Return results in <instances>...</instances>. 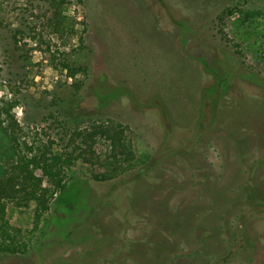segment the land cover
I'll return each instance as SVG.
<instances>
[{"label":"rangeland","instance_id":"374dc122","mask_svg":"<svg viewBox=\"0 0 264 264\" xmlns=\"http://www.w3.org/2000/svg\"><path fill=\"white\" fill-rule=\"evenodd\" d=\"M43 14L0 0V100L22 151L66 155L74 132L117 122L133 159L99 135L39 221L34 202L6 203L27 248L0 264H264V0H84L57 27ZM47 44L87 66L78 93Z\"/></svg>","mask_w":264,"mask_h":264},{"label":"trees","instance_id":"16d2710c","mask_svg":"<svg viewBox=\"0 0 264 264\" xmlns=\"http://www.w3.org/2000/svg\"><path fill=\"white\" fill-rule=\"evenodd\" d=\"M46 6L51 17L46 14L47 25L58 26L53 20L58 14V9L64 4L75 2L84 4V0H29ZM42 16V15H41ZM22 27L12 30V39L18 42L20 35H24ZM37 36H40L37 33ZM35 39V37H33ZM85 50L82 37L78 47ZM49 65L59 72H63L70 81L63 83V87L73 88V93L83 87V80L77 76L87 74V66L78 58H72L70 52L54 49L47 44ZM69 85V86H68ZM14 104L10 101L0 100V251L17 253L26 250L27 245L21 231L9 225L5 213L6 203L14 202L17 205H25L34 202V217L39 221L50 207L53 199L63 193L68 185L69 179L66 166L73 164L77 158L87 160L86 155L93 153L94 142L97 136H104L111 149L110 159L129 163L133 159V152L129 141L125 136L124 127L120 123L106 122L100 125H92L91 128L74 132V136L81 139L80 145H75L71 152L61 155L44 147L38 154L26 155L21 149L20 135L23 127L17 123L12 109ZM51 116L54 115L50 114ZM56 121V117L54 118ZM75 138V137H74ZM95 181L109 178L106 173L93 176Z\"/></svg>","mask_w":264,"mask_h":264},{"label":"flooded vegetation","instance_id":"af4514ba","mask_svg":"<svg viewBox=\"0 0 264 264\" xmlns=\"http://www.w3.org/2000/svg\"><path fill=\"white\" fill-rule=\"evenodd\" d=\"M240 186H241V188H242V184H241Z\"/></svg>","mask_w":264,"mask_h":264}]
</instances>
